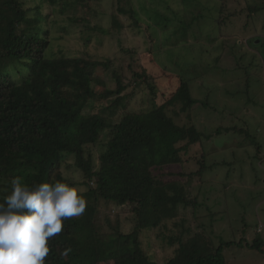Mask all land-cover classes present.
Wrapping results in <instances>:
<instances>
[{"label":"trees","instance_id":"trees-1","mask_svg":"<svg viewBox=\"0 0 264 264\" xmlns=\"http://www.w3.org/2000/svg\"><path fill=\"white\" fill-rule=\"evenodd\" d=\"M94 1L97 0H0V203L11 193V181L15 177L23 178L29 187L57 181L77 188L84 185L86 210L79 217L64 220L63 231L48 241L50 252L45 258L46 264H159L146 252L145 247L150 245L149 241L143 243V232L165 226L167 221L178 226L177 206H195L197 202L196 197L191 198L188 184L193 178L202 184L204 171L208 167L203 153L197 158L194 170L187 171L185 167L190 159L182 154L183 150L204 138L211 139L223 131L229 132L231 127H217L211 129V133L206 130V133L202 132L196 127L190 114L192 106L198 103L208 112L206 114L211 113L213 107L192 96L189 80L182 79L171 98L158 104L157 87L142 64L139 66L142 71L135 73L138 80L133 84L129 81L124 84L123 75L119 74L121 69L115 70L110 58L98 60L89 55L62 54L48 56L46 51L51 45L49 32L55 22L54 13L63 14L77 5L96 13L92 8ZM130 2L128 10L121 8V11L131 12L135 20L136 11L130 7ZM225 7L224 0L220 5L219 18L216 17L219 32L224 24H229L231 18L239 14L235 10L226 13ZM244 10L248 11V16L262 13L264 0L256 6L247 0L242 12ZM154 14L167 20L159 12ZM112 18L109 28L115 29L118 21L114 16ZM69 19L87 21L92 17L72 15ZM177 24L184 25V21L178 20L174 25L178 27ZM174 25L165 24L166 27ZM197 25L196 19H190L186 26H182L183 38L179 37L176 42L186 41V33L194 31V28L198 32ZM84 26L86 31L81 29L80 32L82 36L87 32L85 45L91 39L94 41L93 38L97 42L103 39L97 32H108V28L98 22ZM88 29L96 32L92 33L94 37L88 34ZM160 33L162 44L164 40L168 42L167 36L162 31ZM208 34L211 36L212 33ZM226 37L232 36L229 33L223 35L224 41ZM250 37L251 41L246 42L245 48L248 53L253 48L262 49L263 52L257 49L256 53H250L252 58L245 64L239 63L243 62V56L233 60L238 69L244 67L245 75L251 71L250 65L260 68V64L254 61L255 54L260 55L264 68V34L256 33ZM196 38L194 35L192 39ZM224 51L227 49L224 48ZM131 52L128 47L123 48L124 54L131 55ZM222 55L216 60L220 62ZM216 67L219 71V63ZM111 68L114 69L111 78L116 82L115 88L106 86L108 82L105 78ZM97 69H102L100 75ZM128 84L132 85V89L142 84V90L147 89L150 95L148 109L135 113L130 121L125 117L128 114L122 116L117 113L118 108L125 107V99L132 94L122 93ZM101 100L105 105L95 110L94 102ZM175 102H179L181 111L186 112L187 122L177 123L166 112L165 106ZM85 109L90 112H85ZM174 116H177L176 113ZM238 130L244 132L243 128ZM166 132H171L169 142L173 148L169 149L166 141L167 150L161 156L165 163L179 168L177 176L187 180L157 184L159 182L151 170L154 162L146 159L152 140ZM102 137L105 138L102 144L105 150L99 155V163L95 166L90 150ZM178 142H185L184 146H175ZM68 156L82 171V181L71 182L61 174L62 164L66 163ZM153 193L157 195L155 200L152 199ZM214 199L216 206V195ZM126 204L135 217L132 218L131 231L122 229L121 211L112 207ZM149 205L154 206L157 214ZM198 226L205 229L200 221ZM262 227L264 225L261 223L257 225L255 233L259 234ZM197 232L186 229L178 231V235L170 234L167 237L161 233L169 245L177 244L174 255L164 264H224L223 248L231 246L232 242L219 239L215 249L211 250ZM184 235L186 237L183 239ZM247 245L264 251V239L259 235ZM69 249L68 254L63 255Z\"/></svg>","mask_w":264,"mask_h":264},{"label":"rangeland","instance_id":"rangeland-1","mask_svg":"<svg viewBox=\"0 0 264 264\" xmlns=\"http://www.w3.org/2000/svg\"><path fill=\"white\" fill-rule=\"evenodd\" d=\"M223 1L131 0L130 7L136 11L135 20L131 12L121 11L128 10L129 0L94 1L92 8L96 13L77 5L63 14L56 11L53 15L55 22L52 23L49 32L51 45L46 51L48 56L62 54L89 55L98 60L110 58L111 66L115 70L121 69L119 74L123 75L124 84L127 81L133 84L138 80L135 73L142 71L139 67L142 64L146 73L150 75V80L157 87L158 104L171 98L182 79L189 80L192 96L213 107L211 113L206 114L208 112L204 111L203 106L198 103L192 106L190 114L193 116L196 127L208 133L213 132L210 130L217 127H231L229 132L223 131L211 139L204 138L183 150L182 154L184 153L185 157L190 159L185 167L187 171L194 170L197 158L203 153L206 155L208 167L204 171L202 184L194 178L191 182L190 179L188 180L190 196L196 197L197 202L195 206L193 204L177 206L178 226L167 221L165 226L143 232V243L147 244L146 242L149 241L150 245L144 246L146 252L151 254L159 264H164L172 257L177 248L176 243L169 245L161 233L167 237L170 234L178 235V231L186 229H190V232L198 231L197 233L205 239L211 250L215 249L219 239L231 241L232 245L225 246L222 251L224 264H264V251L247 245L258 235L264 239V227L259 234L255 233L257 225L260 223L264 225V68H262L260 55L256 54L254 61L260 64V68L250 65L251 71L248 75L244 74V67L238 69L236 62L233 63L234 59L243 56V62L239 63L245 64L252 58L250 53L257 52L258 48L251 49L250 53L245 48L246 42L251 41V35L264 34V25L261 26L264 23V10L255 16H248V11L242 12L247 0H225L226 13L235 10L239 14L233 16L229 24H224L219 32L216 17L219 18L220 5ZM248 1L252 6L261 2V0ZM88 11L92 17L90 20L69 19L72 15L89 16ZM155 12L164 15L167 20L163 16L157 17ZM113 16L118 21V27L115 29L109 28ZM190 19H196L199 31L197 32L194 28V31L186 33V41L176 42L179 37L183 38L182 26H186ZM178 20L184 21V25L177 24L178 27H176L174 24ZM95 22L108 28V32H97L103 39L97 42L93 38L94 41L91 39L85 45L87 40L84 37L87 32L82 36L80 30L86 31L84 25H93ZM165 24L174 26L166 27ZM87 31L91 37H94L92 33L96 34L90 29ZM161 31L167 36L168 41L164 40L163 44ZM208 33H212L213 37ZM228 33L232 37H226L224 41L222 36ZM194 35L198 39H192ZM233 40H236L234 41L236 44H233ZM124 47L132 51L131 55L123 53ZM224 48L227 51L223 52ZM258 51L263 52L262 49ZM219 55H222L220 62L216 60ZM218 63L219 71L216 69ZM114 69L111 68L105 78L108 88L116 87L114 78H111V71ZM97 73L100 75L102 69H97ZM128 92L132 94L125 99V107L118 108L117 113L122 116L128 114L125 117L130 121L133 120L135 113L145 112L148 109L150 95L147 89L142 90V84L134 89L131 84H128L127 89L122 93ZM104 105L105 102L102 100L94 102L95 110ZM168 105L165 106V110L173 120L180 124L187 122L186 112L181 111L179 102ZM85 112L90 110L85 109ZM175 113L177 116H174ZM240 128H243L244 132H240L238 130ZM103 137L91 146V157L95 166L99 163V155L105 150L102 146L105 141ZM170 138L171 132L158 134L148 148L146 160L154 162L151 170L159 182L157 184L176 182L177 179L187 180L177 176L179 168H173L171 163H165V159L161 156L164 150H167L166 141L168 148H173L169 142ZM183 143L185 142H178L175 146H184ZM109 160H111L110 155ZM61 174L71 182H80L84 179L82 171L76 167L71 156H68L66 163L62 164ZM91 183L94 185L93 182ZM80 188L85 189V186L81 185ZM156 198L157 195L153 193L152 199ZM149 206L152 211H155L153 205ZM112 207L121 211L122 229L131 231L134 216L128 205H112ZM208 207L212 210L207 209ZM155 213L157 214V211ZM199 221L205 225L204 230L198 226ZM211 230L212 233H210ZM185 237L186 235L183 239ZM101 264H112V262Z\"/></svg>","mask_w":264,"mask_h":264},{"label":"clouds","instance_id":"clouds-1","mask_svg":"<svg viewBox=\"0 0 264 264\" xmlns=\"http://www.w3.org/2000/svg\"><path fill=\"white\" fill-rule=\"evenodd\" d=\"M11 185L0 203V264H46L48 241L63 231L64 220L85 212V190L61 181L29 187L21 177Z\"/></svg>","mask_w":264,"mask_h":264}]
</instances>
